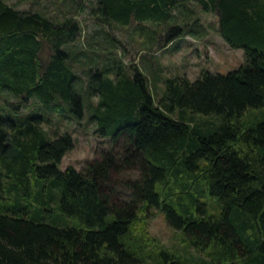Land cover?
<instances>
[{"label":"trees","instance_id":"1","mask_svg":"<svg viewBox=\"0 0 264 264\" xmlns=\"http://www.w3.org/2000/svg\"><path fill=\"white\" fill-rule=\"evenodd\" d=\"M88 1L76 0L74 14L60 22L0 0V264H143L136 227L150 208L196 248L211 250L214 264H264V119L243 124L264 109V0ZM189 3L217 14L222 37L244 50L238 70L205 72L194 82L169 78L158 98L139 68L131 78L106 58L109 49L103 57L92 50L84 64L75 18L84 8L110 30L114 46L112 31L133 24L168 26L161 36L168 43L185 37L189 23L178 18ZM78 64L100 81L89 87L98 97L88 104L96 134L121 146L120 160L109 151L84 172L60 168L72 137L50 140L46 117L25 113L34 101L48 114L83 117ZM130 167L141 181L127 184L128 201L114 202L111 171ZM208 196L219 215H210Z\"/></svg>","mask_w":264,"mask_h":264},{"label":"rangeland","instance_id":"2","mask_svg":"<svg viewBox=\"0 0 264 264\" xmlns=\"http://www.w3.org/2000/svg\"><path fill=\"white\" fill-rule=\"evenodd\" d=\"M7 1L23 12H40L60 22L72 16L74 12L71 11L76 6V0ZM75 18L80 21L83 29L79 50H85L89 56L84 58L85 65L89 63L90 57H93L92 50L103 55L109 49L113 55L105 54L106 58L111 56L121 62L131 78L136 75L132 69L139 68L151 92L158 98L164 94L166 81L169 78H187L194 82L205 72L227 75L238 70L245 62L244 50L232 48L222 37L219 16L213 12L202 11L194 3L186 4L184 13L178 18L181 24L189 23L188 35L176 39L173 43H168L163 38L168 26L145 25L148 28L140 30L137 29V24H133L129 27H116L112 31V35L120 42L112 46L105 35V32L110 30L98 25L90 15L88 7L75 14ZM74 69L84 79L82 84L77 86L85 108L83 117L73 113L48 114L39 109L34 101L25 109V113L46 117L43 128L50 140L70 135L75 147L64 157L60 168L65 170L74 167L84 172L94 160L101 159L106 152L112 151V154L120 160L121 146L117 144L113 148L110 146L111 139H102L96 134L100 130V124L97 120H93L94 114L88 107L89 101H91L90 107L98 105V97L92 99L89 94L90 84L100 82L94 77L96 73L87 77L84 73L87 68L82 64L74 66ZM97 71L96 68L94 72ZM7 98L15 101L14 97ZM2 100L3 97L0 98V105L3 103ZM263 119L264 109L251 111L243 118V124L249 127L260 123ZM111 173V181L115 189L114 202L125 203L130 199L128 183L141 181L139 169L120 168L119 171L112 170ZM203 202L208 204L210 215L221 213L222 209L217 199L208 196ZM140 218L142 221L137 225L136 233L144 238L143 264H169L166 260L168 258L192 264L215 263L211 250L196 248L182 232L169 225L165 214L158 209L143 210Z\"/></svg>","mask_w":264,"mask_h":264},{"label":"bare ground","instance_id":"3","mask_svg":"<svg viewBox=\"0 0 264 264\" xmlns=\"http://www.w3.org/2000/svg\"><path fill=\"white\" fill-rule=\"evenodd\" d=\"M150 251H151V250H150ZM152 253H153V252H152ZM156 253H157V252H156ZM156 253H154V254H156ZM143 255H144V254H143ZM143 255H142V256H143ZM147 255H148V254H147ZM147 255H146V256H147ZM149 256H150V255H149Z\"/></svg>","mask_w":264,"mask_h":264}]
</instances>
